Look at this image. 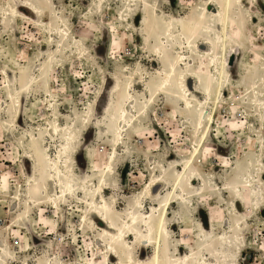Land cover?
<instances>
[{
  "label": "rangeland",
  "instance_id": "1",
  "mask_svg": "<svg viewBox=\"0 0 264 264\" xmlns=\"http://www.w3.org/2000/svg\"><path fill=\"white\" fill-rule=\"evenodd\" d=\"M200 1L146 0L132 7V0H0V246L7 250L0 264H87L110 251L101 222L93 217L94 228L83 221L91 209L83 195L66 196L40 160L41 152L66 160L65 135L74 125L82 136L70 144L68 165L78 184L95 189L112 165L107 197L116 218H126L138 196L145 211L159 209L157 194L166 195L170 186L160 184L156 196L146 198V185L161 170L181 169L197 133L182 101L147 89L163 67L152 23L171 17L186 23ZM26 3L39 13L21 6ZM232 15L243 50L229 66L230 81L194 160V188L174 198L167 228L174 256L210 258L219 242L236 239L244 244L239 264H264V119L254 116L251 82L258 72L264 76V0H241ZM183 37L177 34L169 49L195 57ZM137 69L144 78L135 76ZM130 77L135 97L147 106L131 126L122 124L115 145L106 107L113 88ZM17 96L21 105L14 107ZM130 247L111 264L152 256L151 247Z\"/></svg>",
  "mask_w": 264,
  "mask_h": 264
},
{
  "label": "bare ground",
  "instance_id": "2",
  "mask_svg": "<svg viewBox=\"0 0 264 264\" xmlns=\"http://www.w3.org/2000/svg\"><path fill=\"white\" fill-rule=\"evenodd\" d=\"M139 3L143 6L144 4L147 5L146 0H132L131 6L135 7ZM239 3L241 0H202L196 6L195 18L186 23H181L172 17L166 23H161L163 20H158V18L152 23L154 24L152 25V32L155 33L157 40V55L155 54V56L163 67L157 70L156 77L148 83L147 89L151 93L162 92L182 101L185 105L186 114L191 120L190 124L197 133L196 147L190 156L182 162L181 169L161 170L159 177H154L147 183L144 190L146 198L156 196V187L160 184L165 185V187L170 186L166 195L157 194L159 197L161 196L159 209L155 206L153 213L145 211L144 201L141 196H138L132 201L125 214L126 218H116L113 206L107 197V192L111 189L108 179L113 174L112 165L106 167L107 174L104 176L105 172L103 173L99 185L95 189L77 183L75 174L68 165L71 159L70 144L79 142L82 136V132L76 125L70 128L71 130L65 135L68 141L63 153L66 155L65 161H62L61 158L52 160L48 153L41 152V162L47 169L54 172L56 180L63 187L66 196L77 194L78 197L83 195V198L86 199V203L91 209L83 213V221L94 228L97 226L92 219L93 217L101 222L104 226L103 236L108 238L111 243V247H107V250L110 251L102 250L97 257L87 259V264H111L110 261L114 256L119 257V251L122 248L131 250V242L138 243L144 248L151 247L153 253L150 259L145 261L134 260L133 256L129 255L128 264H239L240 255L244 251V244L234 242L236 239L219 242L210 258L205 255L174 256L170 233L167 228L169 210L176 203L174 198L185 193L184 187L194 188L191 181L195 172L194 160L199 154L201 144L207 139L212 128L215 105L221 95L222 88L230 81L229 59L231 55L243 50V46L236 36L240 28L235 25L232 15L233 5ZM21 6L32 14L39 13L38 7L33 3H26ZM180 32L185 34L183 38L187 39L188 48L195 57L192 58L184 53H178L174 49H169V45L177 40V34ZM193 39H196V43L193 42ZM56 46L62 47L59 43ZM203 46L206 47L205 50ZM135 76L142 79L145 72L142 69H137ZM189 80L193 83L192 87L187 84ZM131 81L132 77L128 78L127 81L123 80L124 83L120 81L117 83L112 90L114 101L113 99L110 100L106 107L112 119L108 130L115 145L120 144L122 140V124L131 126L134 118L142 113L147 106V104L142 105L135 97ZM9 82L11 83V81ZM251 82L254 116L263 121L264 76L258 72ZM26 90L27 86L25 85L22 87L23 93ZM194 91L202 92L206 96L205 101L195 97ZM213 93L215 94L214 98L212 97ZM20 105V96L13 97V106L19 107ZM87 118L86 116L81 120V125L86 123ZM59 128H61L60 124L55 126V130H59ZM27 158L33 160L30 157ZM247 186L253 185L247 184ZM0 252V257L5 258L7 256V250L1 246Z\"/></svg>",
  "mask_w": 264,
  "mask_h": 264
},
{
  "label": "water",
  "instance_id": "3",
  "mask_svg": "<svg viewBox=\"0 0 264 264\" xmlns=\"http://www.w3.org/2000/svg\"><path fill=\"white\" fill-rule=\"evenodd\" d=\"M236 62V56L235 55H231L230 59H229V66L232 67L235 65Z\"/></svg>",
  "mask_w": 264,
  "mask_h": 264
}]
</instances>
